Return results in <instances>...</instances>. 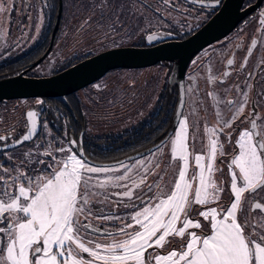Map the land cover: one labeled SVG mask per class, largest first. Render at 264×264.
Returning a JSON list of instances; mask_svg holds the SVG:
<instances>
[{
    "label": "flooded vegetation",
    "instance_id": "flooded-vegetation-1",
    "mask_svg": "<svg viewBox=\"0 0 264 264\" xmlns=\"http://www.w3.org/2000/svg\"><path fill=\"white\" fill-rule=\"evenodd\" d=\"M26 2L34 12L43 8L44 30L40 40L32 48L3 64L0 63V81L57 75L81 61L114 48H147L171 41H184L217 13H221L226 0H219L218 4L217 0H10V6L16 8L20 3ZM61 2L62 14L54 33ZM257 2L258 0H243L240 10L245 13L237 25L225 36L207 43L189 56L164 58L148 65L113 67L88 85L71 93L1 98L0 136L7 139L0 141V164L11 169L14 164L19 166L21 160H24L26 166L21 170L31 171L33 175H47L45 164H51L52 160L45 153L52 152L57 158L62 157L63 154H56L54 149L67 147V134V137L78 142L77 146H73V151H77L78 155L92 166L127 165L131 168L128 175L138 183L140 177L145 175V169H148L145 183L141 185L143 197H140L146 206L155 202L152 198L159 191L156 184L167 192L177 178L183 161L171 158L169 138L177 130L179 121L187 117L189 179L199 172L194 159L196 154L204 155V163L208 162V145L212 134L205 129H218L214 135L218 141L216 170L213 171L211 179L223 191L219 193L218 201L207 206L194 205L190 214L193 219L200 220L204 231H207V222L199 216V211L204 207H216L218 210L228 208L234 202L230 189L229 167L232 158L239 152V137L236 140L234 136L239 131L251 129L250 120L254 119L258 124L264 123V24L261 23L264 19L261 15L264 13V0L256 5ZM111 7L114 17H109ZM234 13L235 9H232L229 16ZM148 36H154L155 39L148 40ZM59 48L62 58L52 65L50 72L43 71V65L47 64L48 59L54 58V52ZM229 59L233 60L232 65L227 63ZM127 67L157 68L153 72L155 97L150 93L141 94L140 89L135 88L139 99L129 103L127 91L123 92L126 84L123 83L122 76H117L113 81L108 77ZM225 72L229 75L225 76ZM210 78H213L214 82H211ZM217 85H223L224 88L216 87ZM87 88L88 91L83 92ZM229 91L234 93L235 99L225 97ZM209 93L214 95L210 96ZM244 94L247 103L244 105L243 115L231 121L235 109L230 111L227 101L241 103ZM37 100L43 101V104H37ZM134 105H138V111H144L140 120L133 127L110 131L113 124L111 116L121 114L127 120L129 106ZM29 111L38 114L36 135L32 140L16 145L15 141L27 134L31 127L27 116ZM178 113H183V116ZM218 114L222 119L218 118ZM225 120L231 121L230 127L224 125ZM45 123L47 129L43 127ZM253 131L259 132V129ZM5 144L7 147H4ZM162 144L163 150H158ZM219 145L223 147L220 148ZM29 151L31 155L25 157L23 153ZM6 156L11 157V161L6 159ZM36 160L43 163L36 164ZM141 160L145 161L143 165L139 164ZM123 172L124 169L121 174ZM94 175L103 181L107 176L118 174ZM130 182L131 180H127L120 183L129 186ZM192 183L194 191L198 184L196 181ZM148 185H152L151 191L148 190ZM109 186V189H104L109 194L108 197H112V189L125 191L122 187ZM92 191L95 192L94 189ZM263 191L264 189L255 193L246 191L241 201L242 211L237 213L241 223L247 221L248 225L259 227L262 234ZM123 199L126 201L125 205H128H124V209L128 210L129 216L133 215L129 214L134 209L132 205L137 207L139 204L133 203L135 198ZM256 203L261 205L260 209L254 207ZM116 206L109 211L95 212L94 215L126 217L127 211L123 214L121 207ZM140 207L138 206L137 210H140ZM255 211L262 215L256 217ZM81 219L83 221V217ZM123 222L126 224L134 221L126 218ZM92 224L101 229L100 233L92 234L104 235V230H109L114 236H120L119 240L125 238L117 234L116 228H120L122 222L119 223L116 219L99 223L92 221ZM104 225L113 229H107ZM193 230L198 233L200 231ZM170 239L171 243L166 248L148 251L154 255L157 252L163 254L173 247L179 248L180 238ZM111 243L113 241L108 244ZM82 255L89 259L87 254Z\"/></svg>",
    "mask_w": 264,
    "mask_h": 264
},
{
    "label": "snow or ice",
    "instance_id": "snow-or-ice-1",
    "mask_svg": "<svg viewBox=\"0 0 264 264\" xmlns=\"http://www.w3.org/2000/svg\"><path fill=\"white\" fill-rule=\"evenodd\" d=\"M261 15L264 16V13ZM261 23L264 24V19ZM147 39L153 40L155 37L148 36ZM227 63L232 65L233 60L229 59ZM224 75L229 73L225 72ZM210 81L214 82V79L210 78ZM236 87L239 88L238 85ZM209 95L213 96L214 93ZM36 103L43 104V101L37 100ZM246 103V94L241 103L227 101L229 110L235 109L231 121L243 115ZM37 115L34 111L27 113L31 127L27 134L15 141L16 145L30 141L36 135ZM178 115L183 116V113ZM218 118L222 119L219 114ZM231 121L225 120L223 123L230 127ZM249 123L251 129L240 133L237 141L239 152L229 165L234 202L228 208L218 210L216 207H204L198 213L207 222V231H204L200 220L193 219L190 214L194 205L207 206L218 201L219 193L223 191L211 179L216 170L218 141L214 135L218 129H205L212 134L209 138L208 162L204 163V155L196 154L194 159L199 172L189 179L187 117L179 121L177 130L169 138L171 158L183 161L177 178L167 192L159 184L155 185L159 189L152 198L155 202L147 206L142 202L140 210L128 217L134 224L123 223V218L119 216L94 215L92 198L101 193L92 189L107 188L109 185L122 187L125 191L112 195L131 200L133 189L145 183L148 169L137 183L128 175L131 168L120 164L119 167L124 169L123 174L107 176L101 181L94 174L118 169L87 163L77 151H73V146H77L78 142L67 137V134V147L54 149L56 154H63L62 157L57 158L52 152L45 153L52 160L51 164H45L47 175H33L31 171L21 170L26 166L24 160L19 166L14 164L11 169L0 164V224L3 225L0 226V264H264V234L257 232L255 225L250 226L247 221L241 223L237 216L238 211H242L243 194L264 189V123L258 124L254 119ZM43 127L47 129V124H43ZM254 129H259V132H254ZM192 138H195L194 134ZM6 139L0 136V141ZM158 150H163V144ZM23 155L28 157L31 151ZM6 159L11 161V157L6 156ZM35 163L43 162L36 160ZM144 163L143 160L139 161L140 165ZM127 180H131L132 187L120 183ZM192 181L198 184L194 191ZM148 190H152V185H148ZM108 195L104 193L105 201ZM132 207L135 209V204ZM254 207L260 209L261 205L256 203ZM93 218L98 221L121 220L122 226L117 234L125 238L116 240L111 231L104 230L105 238H113V243L97 242L92 233H100L101 229L93 226ZM248 227L253 230L246 233ZM193 229L200 231L198 233ZM176 237L181 241L179 248L173 247L163 254L157 252L154 255L148 251L164 249L171 243L170 238ZM82 254H87L89 259Z\"/></svg>",
    "mask_w": 264,
    "mask_h": 264
},
{
    "label": "water",
    "instance_id": "water-1",
    "mask_svg": "<svg viewBox=\"0 0 264 264\" xmlns=\"http://www.w3.org/2000/svg\"><path fill=\"white\" fill-rule=\"evenodd\" d=\"M260 1L258 0L256 5ZM242 3L243 0H226L221 13H217L206 25L184 41H171L147 48H114L81 61L57 75L45 78H11L0 81V99L36 95L54 96L71 93L88 85L113 67L148 65L164 58L189 56L207 43L228 34L245 13L240 10ZM232 9H235V13L229 16V11ZM61 14L62 2L54 33L57 30Z\"/></svg>",
    "mask_w": 264,
    "mask_h": 264
},
{
    "label": "rangeland",
    "instance_id": "rangeland-1",
    "mask_svg": "<svg viewBox=\"0 0 264 264\" xmlns=\"http://www.w3.org/2000/svg\"><path fill=\"white\" fill-rule=\"evenodd\" d=\"M9 6H10V0H0V63L1 64L15 58L19 53L23 51H27L30 48H32L40 40V37L42 35L45 26L43 21V13H44L43 8L42 9L39 8L38 11L34 12L32 11V9H30V7H28L29 5L27 2L20 3L19 5H17L16 8L10 6L12 8V11L10 10ZM110 16L114 17V15L112 14V7L110 8L109 11V17ZM59 58H62V51L60 48L56 50V52H54V58L48 59L47 64L43 65L42 70L45 72H50L52 65L56 64ZM156 69L157 68H151V67L149 68L127 67V68L119 69L118 73H113L111 75H108V77L110 76L111 81H113L117 76H122L123 83L126 84V87L123 89V92L125 93L127 91V99L129 103H131L135 99L136 100L139 99V93L135 88H139L141 94H143L144 92L150 93L153 94V97H155L156 84H154L153 72ZM120 81H121V77H120ZM118 87H120V85ZM216 87L224 88L223 85H217ZM88 89L89 88L85 89L83 92L88 91ZM113 89L115 90L116 87ZM121 95L122 94L120 93V96ZM229 96L234 97L235 99V95L232 91H229L225 95L226 98H228ZM137 109H138V105L129 106L127 120L121 114L120 115L115 114V116L112 115L110 119L113 120V124L110 127V131L116 132L129 127H133L140 120V118L144 113L143 110L138 111ZM242 131L237 132V134L234 136L236 140L240 136V133ZM119 166L120 164L115 166H110V168L118 169V171L103 173V174L120 175L122 173L123 168H120ZM109 187L110 186H108L107 188H99V187L93 188L95 192H99L101 193V195L94 196L92 198V204H91L92 211L94 214H96L97 212L100 213L103 211H109L112 210L114 206L117 205L116 207H121L120 209L123 210L121 211V213L124 214L125 211H127L125 214L126 217H123V215L121 217L123 218V221H125V219L129 217L128 210L124 209V205L126 201L123 198L126 197L112 195V197H108V200L105 201L104 189H109ZM115 187L116 186H114V188ZM129 187H132L131 182L129 184ZM123 190L125 189L123 188ZM133 191H134V196L132 197V199L135 198L134 200L135 202L133 203H137L139 204L138 206H141L144 200L137 199L138 196L143 197V195H141V193L143 192L141 186L139 188H134ZM112 192L120 193L119 191H115V189L110 190V193ZM96 201H105V202L97 203ZM263 203H264V199H263ZM137 207L133 209V211L130 212L129 214H134V212L137 210ZM254 213L256 217L262 215L259 211H255ZM92 221L96 223L102 222L94 218L92 219ZM116 221L121 223V220H116ZM132 223L134 224V222ZM104 227L107 229H113V227L109 225H104ZM255 228L257 232H261L259 227H255ZM116 229L118 230L119 228ZM252 230H253L252 227H249L248 231L247 229L245 231L247 233V232H251ZM92 237L95 238L97 242H100L102 244H108L109 242L113 241V238L111 237L105 238L104 235L92 234ZM119 238L121 237L118 236L115 239L119 240Z\"/></svg>",
    "mask_w": 264,
    "mask_h": 264
}]
</instances>
